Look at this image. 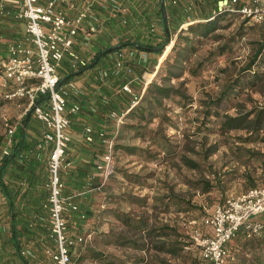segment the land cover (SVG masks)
Returning a JSON list of instances; mask_svg holds the SVG:
<instances>
[{"label":"rangeland","instance_id":"rangeland-1","mask_svg":"<svg viewBox=\"0 0 264 264\" xmlns=\"http://www.w3.org/2000/svg\"><path fill=\"white\" fill-rule=\"evenodd\" d=\"M192 18L196 19L195 16ZM223 24H225L223 27L216 30V33H220L221 36L205 37L203 43L199 44L189 67L194 66L197 60L234 35L236 39L230 42L229 46L231 47L226 52L216 55L211 61H207L200 73L194 74L190 70H186L180 78H173L171 81L173 84L179 86L183 82L182 87L191 96V99L188 102L184 101V103L179 101V97L176 100L166 99L165 107L170 120L156 116L149 122L150 128L160 129L161 134L168 137L175 146L176 150L172 154L164 151L162 147L146 136L130 133L124 138L118 139L120 128L127 120L126 114L123 121L118 123L116 118L109 116V111L112 108H117L120 112L126 111L128 106L105 103L107 106L103 110L101 118L109 126L104 129L107 135L114 138L113 174H110L104 182H102L101 176L100 178H93L95 181L89 185L87 184L89 178H87L78 187L71 184L69 179L71 174L65 171V166H62L63 169L61 168L60 171L63 185L62 194H76L74 198L81 206L88 209L86 218L69 217L70 234L86 237L85 242L80 243L77 248H72L73 264H105L100 259H92L86 256L88 254L84 248L86 245H92L105 253L113 254L119 259L125 260L126 264H203L200 249L194 244L192 233L195 226L202 225L201 217L204 213L230 195L237 194L253 185L264 184V164L250 154L259 151L264 152V128L258 139H248L246 137L251 133L249 129L233 128L227 130L221 127L223 114H236L239 111L252 108L253 105L261 106L264 104V80L257 84L242 87L237 97L233 99L234 105L232 107H229L227 102H223L220 108V116L212 115V119H208V122L204 116L203 110L206 102L219 95L239 71L247 66L256 52L259 41L262 40L261 33L262 29L264 30L260 23L241 15H232L227 20L225 19ZM181 27L174 32L175 36L170 41L172 44L168 51L166 48L169 43L165 46L163 53L160 54L161 56L164 55V58H153L152 62L156 61L158 67L155 68L151 62L149 72L146 74L134 69L133 75L127 76V78L133 76L135 78L132 81L135 93L140 95L141 92H144L149 82L154 78L165 56L171 50ZM78 49L82 52L81 47ZM126 51L129 54V49ZM83 53L86 54L85 51ZM93 56L94 54L88 59L91 61ZM149 59L130 58L129 62H139L144 70L143 63H148ZM107 62L110 63L111 61L108 59ZM107 65L109 64H104V62L102 66L97 64V68L93 70L94 73L97 74L101 67L104 68ZM257 67L255 64L252 71L258 69ZM108 80L109 78L106 80L99 79L95 83L100 84ZM86 93L83 90L79 95L82 108L78 114L89 113L90 119L88 121L90 122L86 124L94 125L98 118L91 115L99 116L100 110L98 106H94L95 110L90 113L83 106L86 105L84 103ZM128 94L131 96L129 98L131 103L132 95ZM87 98L89 100V97ZM27 111L26 103L17 105L16 100L0 101V161L2 153L8 145L9 125H16L15 135L17 136L20 122ZM76 136L73 135L74 138L69 146L74 148L73 153L76 159L80 154H83L81 151L83 149H80L81 146H86V143L89 145L100 143L98 137L96 138L98 141L95 139L91 142L86 139L85 126L79 130L78 136L81 139ZM76 140L81 141L80 146L75 144ZM117 142L136 144L145 150L142 153H129L122 148H116ZM252 156L254 158L250 161L248 158ZM189 160H194L197 165L191 166L188 163ZM49 167L48 172L50 174ZM124 171L139 175L140 181L130 180L125 176ZM48 180L49 175L44 182L46 196L49 195V189L46 185ZM207 181L213 185L210 190L204 189L202 186H206ZM82 185L89 187L82 188ZM83 190H87V192L90 190L91 200L89 203L87 201L80 202L81 197L86 194L82 192ZM124 193L141 196L143 200H128ZM110 207L120 208L137 218H144L149 222L151 231L127 226L112 213H106L105 210H110L108 209ZM47 209L44 211L46 218L42 224L44 234L47 233V228L50 226V210L48 207ZM163 226H170L176 230V233L173 235L163 233ZM101 232L128 234L137 239L138 242L145 243L146 246L140 249L105 243L101 237ZM177 237L179 239L185 238L188 241L187 245L177 253L156 247L162 243L163 238L174 239ZM41 242L53 248L56 246L53 236H45ZM40 246L43 247L42 243ZM230 248L232 255L227 264H235L238 261H243L246 264H258L257 256L264 257V232L251 240H245L243 236H240L230 243ZM35 250L34 261L56 264L44 251L39 248ZM84 253L86 255L83 256Z\"/></svg>","mask_w":264,"mask_h":264},{"label":"built area","instance_id":"built-area-1","mask_svg":"<svg viewBox=\"0 0 264 264\" xmlns=\"http://www.w3.org/2000/svg\"><path fill=\"white\" fill-rule=\"evenodd\" d=\"M172 2L177 4L179 0ZM226 10L264 23V0H219L214 13ZM128 12L129 6L123 0H0L1 18L11 17L25 24V34L16 35L8 43L7 55L0 62V99L26 103L27 109H31L44 125V141L39 146L49 144L51 149L50 176L46 183L49 195L45 206L50 210V230L56 241L55 248L45 247V253L56 264H70L72 248L86 240L83 235L70 234V214L78 213L81 219L88 214L74 198L76 194H62L60 171L70 163L68 150L73 139L71 114L82 108L79 95L83 89L71 79H61V69L66 67V58L73 70L87 65L89 57L78 48L89 44L92 33L104 28L110 13L119 14L121 22L127 24ZM192 17L187 13L182 25L193 21ZM151 30H155L154 25ZM146 56L142 51L130 49L128 54L119 48L112 72L124 69L132 76L134 67L130 58ZM110 74V69L102 70L101 79ZM134 79V76L127 78L120 86V91L132 95L130 106L126 111L120 112L117 108L109 111V116L116 118L118 123L141 97L133 90ZM8 132V145L2 156L11 152L16 125H9ZM85 135L91 142L98 137L104 145L96 164L104 182L114 171V138L91 123L86 124ZM201 224L194 227L192 238L200 249L203 264H227L231 255L229 243L240 230L248 237L264 232V184L250 186L218 202L204 213ZM21 254L31 256L33 253L26 248Z\"/></svg>","mask_w":264,"mask_h":264},{"label":"crops","instance_id":"crops-1","mask_svg":"<svg viewBox=\"0 0 264 264\" xmlns=\"http://www.w3.org/2000/svg\"><path fill=\"white\" fill-rule=\"evenodd\" d=\"M123 1L129 6V23L123 24L119 14L110 13L107 16V21L104 23V28L92 33V41L81 47L82 52H86L85 55L91 53L87 57L90 58V56H92V54L95 55L99 49L108 45H114L121 40L130 39L143 43L156 44L166 37L167 33L163 25L160 0ZM218 1L219 0H179L177 4H174L172 0H165L171 39L175 36L174 32L176 29L179 30L182 26L185 13H191L196 19L204 20L212 15ZM151 25L155 26L154 31L151 30ZM24 34L25 24L23 21L11 17H0V62L5 59L7 55L8 43L12 41L16 35L22 36ZM122 49H134L135 51H142L147 54L146 58H150L148 63L142 62L144 74L149 72V65L153 61V58H164V56L160 55L161 53L148 51L131 45L122 47ZM108 59L112 63H108ZM116 59V50L109 52L103 56L98 63L100 66L103 65V62L109 65L104 68L101 67L97 74L93 71L97 68V65H95L68 78L73 80L87 92L86 96L89 97V100L85 96L84 103L86 105L83 106H85L90 113H93L94 106H98L100 115H91L98 118L96 123L94 125L92 124L96 129H106L109 127L107 122L101 118V114H103V110L106 109L107 106L105 103H111L112 105L117 104L118 106L126 105V107H129V98L131 96L124 91H120L121 84L127 80V76L129 75L124 69L118 73L112 72ZM66 60L67 62L70 61L69 58H66ZM152 64L155 68L158 67L156 61H154V63L152 62ZM66 66L67 67L62 70L61 75L75 71L71 69L68 64H66ZM104 69H110L111 71V74L107 77L109 80L96 84V80L101 79V71ZM16 101L17 105H21L19 103L20 100ZM92 104L94 105L92 106ZM71 118L72 134L75 136L77 135L76 137L79 138V130L83 126H86V123L90 122L88 121L90 115L89 113H76L71 114ZM43 132L44 125L42 121L37 119L31 111L30 119L25 128V147L21 150V154L15 157L4 174V179L12 188L15 198V208L18 211L17 227L19 229L17 236L21 244L18 247L14 241L13 220L9 210V199L0 188V264H25L22 259V254L18 252V248H20V250L27 248L32 251L33 254L31 256H25L29 259V263L44 264L42 261H34V257L36 256L35 249L39 248L45 252V247L48 246V244L41 242V240L45 236H52L50 226L47 228L46 234H44L42 229L43 220L46 218L44 213L45 209H47L45 202L48 199V197L44 195L46 194L44 182L48 175L50 176L48 167L51 151L49 144H47L46 147L39 146V143L44 141ZM20 133L21 132H19V134L17 133L15 142L20 137ZM96 141L98 140L96 139ZM79 143H81V141L76 140L75 144L77 146H80ZM85 145L86 146H81L80 149H83L81 150L83 154H80L77 159L73 153L74 148L69 147L68 160L70 164L64 165L65 171L71 174V176H69L71 184L78 187L81 183H84L87 178H89L87 182L88 185L95 181L93 178H100L95 164H97L101 158L104 145L101 141L98 145L95 143H93V145L86 143ZM81 187L89 186L82 185ZM89 192H87V190L85 191L86 194L81 197L82 199H80V202L84 203L87 201L89 203V200H91ZM82 208L88 211L85 206H82ZM70 216L79 218L78 213H72ZM41 243L43 245L42 248L40 246Z\"/></svg>","mask_w":264,"mask_h":264},{"label":"trees","instance_id":"trees-1","mask_svg":"<svg viewBox=\"0 0 264 264\" xmlns=\"http://www.w3.org/2000/svg\"><path fill=\"white\" fill-rule=\"evenodd\" d=\"M232 15H241V14L237 11H227V10L214 13L213 10L212 15L208 16L206 19L204 20L194 19L193 21L187 22L181 27L180 31L178 32L175 38V42L173 43L171 50L165 57L159 69L156 71L154 78L149 82L144 92L141 93V97L139 101L135 105L131 106L128 112H126L127 120L122 124L120 128V131L118 133V139H122L126 135L133 133L134 135H142L149 137L152 142L158 144L160 147L163 148L164 151L170 154H172L176 150L175 146L170 142L169 138L161 134L160 129L149 127V122L152 121L156 116H160L163 119L170 120L166 112L167 108L165 107L166 99L176 100V98L179 97L180 99L179 101L181 103L182 102L184 103V101L188 102L191 99V96L182 87L183 82L178 86L176 84H173L171 81L173 78H180L181 76H183L186 70H190L194 74L200 73L202 67L207 61H211L212 59H214L216 55L226 52V50L231 47L229 46L230 42L236 39V36L234 35L228 41L219 45L216 49L210 51L205 56L197 60L194 66L189 67V63L192 60L193 54L196 52V50H198L199 44L203 43L204 41L203 39L211 35H214L215 37L221 36L220 33H216V30L219 29L220 27H223V25H225L223 24V21H225V19L227 20V18H229ZM258 23H260L261 26L264 27L263 22H258ZM261 34H262V40L259 41L258 46L256 48V52L254 53L250 61L247 63V66L239 71V73L234 77L232 81H230L227 84L226 88L219 95H217L214 98L213 97L210 98L206 102V106L203 110L204 116L207 119L206 122H208V119L210 118L212 119V115H217V116L221 115L220 108L223 102H227L228 106L232 107L234 105L233 99L237 97L239 90L242 87H246L249 84H257L258 82L264 80V70H261V68H264V30L263 29ZM130 41L134 43H130L129 45L134 47L142 48L138 44H144L149 47H160L157 50H154L153 48H148L146 50L154 51L157 53H163L165 49L163 46L164 44L167 43L168 37L166 35V37L162 41L156 44L143 43L137 40H130V39L121 40L116 44L124 43V46L122 47H125L128 45V42ZM171 44L172 43H170V46ZM109 46L112 45H108L99 49L87 65L81 67L78 70L69 73L67 72V74L62 75L61 79L66 80L75 74L81 73L83 70H85L88 67L97 65L103 56H105L109 52L122 48L119 47L117 49H113L100 56L102 51L108 48ZM170 46L166 49V51H168ZM131 64L133 65L134 69H136L138 72L143 73V68L139 62H131ZM255 64H257L258 69H254V71H252V67ZM0 101H4V100L0 99ZM31 111H32L31 109L28 110L25 116L23 117L22 121L20 122V126H19V132H21L19 135L20 137L17 139L16 142H14L11 152L9 154L3 155L0 162V188L9 199V210L13 220V236H14V241L18 247L21 244L20 239H18L17 236L18 235L17 232L19 230L17 227L18 211L15 208V198L13 195V190L9 186V183L5 181L4 174L8 166L15 159V157L21 154V150L25 147V138H26L25 128L28 123V120L30 119ZM221 127L227 130L233 128H246L251 130L250 135H248L246 138L258 139L260 137L262 129L264 128V104L261 106L253 105L252 108H249L244 111H239L236 114H228V113L223 114L221 120ZM115 146L116 148H122L123 150L129 153H142L143 150H145V148H142L139 145L128 144L124 142L122 143L117 142ZM144 152L147 153L146 151ZM250 154L253 155L256 158V160H258L259 162L261 161V163L264 164V152L259 151ZM253 156L248 159L251 161L254 158ZM188 163L193 167L197 165V162H195L194 160H189ZM124 174L130 180L140 181V176L137 174L130 173L128 171H124ZM253 184H256V182H253ZM202 186L204 189L210 190L213 185L207 181V185L206 186L202 185ZM124 195L128 200H134V201L143 200L141 196L139 197L132 193H124ZM108 209L110 210H105L106 213H110V214L112 213V215L117 217V219H120L127 226H132L139 230L148 229L149 231H151L149 222L146 221L144 218L134 217L129 212H126L120 208L110 207ZM162 228H163L162 232L165 234L173 235L174 233H176V230L171 228L170 226H163ZM240 236H243L245 240H251L253 239V237H256V236L248 237L243 230H240L238 234L233 238V240L238 239ZM101 237L105 243L115 244L118 246H129L140 249H143L146 246L145 243L138 242L137 239H135L134 237L128 234H123V233L113 234L111 232L108 233L101 232ZM233 240H231L230 243ZM187 243L188 241H186L185 238L183 239H179L178 237L174 239L163 238L162 243L156 245V247L159 249H165L166 251L171 253H177L181 249H183L185 245H187ZM84 248L86 249L88 254L86 255L84 253L82 254L83 256L86 255L88 257H91L92 259H100L105 264H126L125 260L119 259L113 254L105 253L102 250H99L92 245H86L84 246ZM18 252L19 254L21 253L20 248H18ZM231 255H232V250H231ZM257 257H258L257 263L264 264V257H260V256ZM72 258L70 264H73ZM22 259L25 264H31L29 263V259L23 255H22ZM235 264H246V263L243 261H238Z\"/></svg>","mask_w":264,"mask_h":264},{"label":"water","instance_id":"water-1","mask_svg":"<svg viewBox=\"0 0 264 264\" xmlns=\"http://www.w3.org/2000/svg\"><path fill=\"white\" fill-rule=\"evenodd\" d=\"M160 3H161V8H162L163 25H164V28L166 30L167 37H168L167 43L164 44V46H163L165 48V46L168 43H170V41H171V32H170L169 23H168V15H167L166 2H165V0H160ZM130 43H134V42L130 41V42H128V45ZM138 45L140 47H142L143 49L153 48L154 50H157L158 48H160V47H149V46L144 45V44H138ZM122 46H124V43H119V44H114L112 46H109L108 48H106L105 50L102 51V53L100 54V56L103 55V54H105L106 52H109V51H111L113 49H117V48L122 47Z\"/></svg>","mask_w":264,"mask_h":264},{"label":"bare ground","instance_id":"bare-ground-1","mask_svg":"<svg viewBox=\"0 0 264 264\" xmlns=\"http://www.w3.org/2000/svg\"><path fill=\"white\" fill-rule=\"evenodd\" d=\"M169 46H170V43L167 45V48H168ZM167 48H166V49H167Z\"/></svg>","mask_w":264,"mask_h":264}]
</instances>
